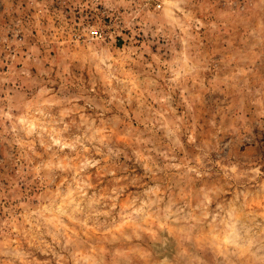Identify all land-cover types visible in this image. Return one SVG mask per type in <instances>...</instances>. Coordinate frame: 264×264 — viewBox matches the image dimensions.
I'll return each instance as SVG.
<instances>
[{
    "label": "rangeland",
    "instance_id": "374dc122",
    "mask_svg": "<svg viewBox=\"0 0 264 264\" xmlns=\"http://www.w3.org/2000/svg\"><path fill=\"white\" fill-rule=\"evenodd\" d=\"M0 264H264V0H0Z\"/></svg>",
    "mask_w": 264,
    "mask_h": 264
},
{
    "label": "built area",
    "instance_id": "2783aa9c",
    "mask_svg": "<svg viewBox=\"0 0 264 264\" xmlns=\"http://www.w3.org/2000/svg\"><path fill=\"white\" fill-rule=\"evenodd\" d=\"M88 35L93 40H101L103 37L102 31H100L99 29H96V28L90 29V31H88Z\"/></svg>",
    "mask_w": 264,
    "mask_h": 264
}]
</instances>
